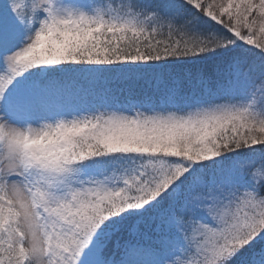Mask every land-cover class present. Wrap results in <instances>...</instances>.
I'll return each mask as SVG.
<instances>
[{"label": "snow or ice", "instance_id": "snow-or-ice-1", "mask_svg": "<svg viewBox=\"0 0 264 264\" xmlns=\"http://www.w3.org/2000/svg\"><path fill=\"white\" fill-rule=\"evenodd\" d=\"M0 264H264V0H0Z\"/></svg>", "mask_w": 264, "mask_h": 264}]
</instances>
